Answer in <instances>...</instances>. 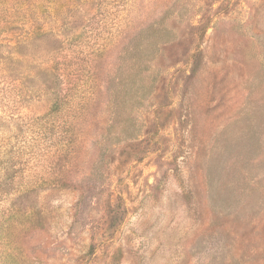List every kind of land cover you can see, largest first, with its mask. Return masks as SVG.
<instances>
[{"label":"rangeland","instance_id":"374dc122","mask_svg":"<svg viewBox=\"0 0 264 264\" xmlns=\"http://www.w3.org/2000/svg\"><path fill=\"white\" fill-rule=\"evenodd\" d=\"M0 264H264V0H0Z\"/></svg>","mask_w":264,"mask_h":264},{"label":"trees","instance_id":"16d2710c","mask_svg":"<svg viewBox=\"0 0 264 264\" xmlns=\"http://www.w3.org/2000/svg\"><path fill=\"white\" fill-rule=\"evenodd\" d=\"M202 30V28H200Z\"/></svg>","mask_w":264,"mask_h":264}]
</instances>
